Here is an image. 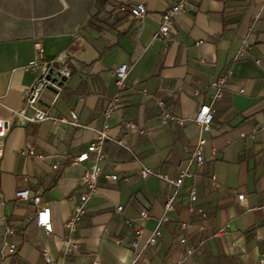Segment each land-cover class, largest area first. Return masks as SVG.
<instances>
[{"label":"crops","instance_id":"0c3cea01","mask_svg":"<svg viewBox=\"0 0 264 264\" xmlns=\"http://www.w3.org/2000/svg\"><path fill=\"white\" fill-rule=\"evenodd\" d=\"M177 1L0 0V117L24 105L42 72L32 66L37 58L71 70L51 118L16 124L4 139L0 264H44L45 249L62 264H261L264 0H190L173 17L169 41L156 38L162 14ZM138 2L147 13L133 20L129 7ZM127 62L119 88L115 71ZM51 97L47 92L44 103ZM205 103L215 120L198 166L193 146L201 130L193 118ZM166 111L175 117L160 119ZM92 143L99 152L77 162ZM96 163L103 175L73 235L66 220L87 190L85 171ZM144 166L172 179L189 175L178 188L154 174L142 179ZM26 188L42 192L52 232L37 224L31 200L17 199ZM172 196L169 220L160 225ZM159 226L161 237L149 244ZM5 240L17 245L15 254Z\"/></svg>","mask_w":264,"mask_h":264},{"label":"built area","instance_id":"2783aa9c","mask_svg":"<svg viewBox=\"0 0 264 264\" xmlns=\"http://www.w3.org/2000/svg\"><path fill=\"white\" fill-rule=\"evenodd\" d=\"M189 2L190 0H178L172 7L167 9L162 14L159 30L155 35L156 38H163L167 42L169 41L171 35L174 32L173 17L177 14L185 13L189 8ZM129 13L130 17L133 20H142L146 16L147 6L143 2H138L135 5L129 7ZM245 44H247V42H245ZM35 45L37 48L40 49L41 42L37 40L35 42ZM39 54L41 56L42 50H39ZM260 61L261 60L256 59L257 63H260ZM32 66L41 68L42 72L38 76L36 82L27 92L24 105L21 108L14 110L10 117H0V157H2L4 154V139L8 136L10 130L16 124L43 122L51 118L50 113L52 111L53 105L59 98L66 80L71 76V70L68 67L63 66L59 67L58 69H53L52 65L49 62L42 60V57L37 58L33 62ZM129 69V62L123 63L116 68L115 74L117 78V85L119 88L125 86ZM212 86L219 89V92L216 95L217 98H219L223 90L222 80H217L213 82ZM49 91L52 92V97L50 98L49 103L45 104L44 97ZM161 104L163 105V103ZM174 117L175 116H173V114H171V112L169 111L162 112L159 116V118L162 120ZM78 118L79 116L77 114H74L72 123L76 124ZM214 120V109L212 105L208 103L202 104L201 108L193 118V121L199 126L201 130V134L193 146V156L198 166H202L205 162L204 146L206 143V138L204 134L210 132L213 129ZM59 121L68 122V120H66L65 118H62ZM106 137V133H101V140L105 139ZM93 151L99 152L98 143H92L88 147V150L83 151L79 154V156L76 158V161L81 163L87 162L90 159V153ZM30 152L32 154L35 153L32 148H30ZM101 157L102 154L99 153L98 160H100ZM152 174L175 184L179 188L183 184L184 178L189 175V172L183 171L179 178L172 179L168 175L163 174L161 172H156L148 166H144L139 170V175L142 179H146ZM102 175L103 174L99 168L98 163H96L91 168L85 171L82 177V182L87 188V190L83 193L80 202L75 205L71 215L66 220V226L71 234H76L81 217L85 213L86 203L89 198L94 194V191ZM106 177L112 180L118 179V175L116 174H107ZM17 199L21 201L31 200L36 206L37 224L47 232L53 231L51 208L48 203L44 202L41 191H33L30 188L22 189L17 192ZM174 202L175 197L172 196L168 198V201L166 202L165 206V214L160 220V225L169 220L168 211L173 208ZM2 207L3 202L1 201L0 209ZM117 210L119 212H123L124 206L118 205ZM140 215L142 218H147L149 216V212L148 210L143 209ZM126 223H131V220L127 219ZM13 231L14 229L12 228L8 229L9 233H13ZM142 234V229L136 231V235L130 242V245L136 247L138 245L139 237ZM218 234L219 233H217V235ZM161 235L162 231L159 226L151 234L149 238V244H155L161 237ZM180 241L184 243L186 242V239L184 237H181ZM4 244L8 247L10 254H15L18 251V247L15 243L5 240ZM44 260V264H62L60 261L53 258L49 251L46 249L44 250ZM261 264H264V258L261 260Z\"/></svg>","mask_w":264,"mask_h":264}]
</instances>
